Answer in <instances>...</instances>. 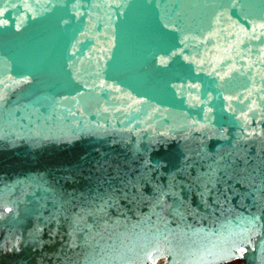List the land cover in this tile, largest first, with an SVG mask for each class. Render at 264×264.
Wrapping results in <instances>:
<instances>
[{
    "label": "water",
    "instance_id": "obj_1",
    "mask_svg": "<svg viewBox=\"0 0 264 264\" xmlns=\"http://www.w3.org/2000/svg\"><path fill=\"white\" fill-rule=\"evenodd\" d=\"M264 264V0H0V264Z\"/></svg>",
    "mask_w": 264,
    "mask_h": 264
},
{
    "label": "flooded vegetation",
    "instance_id": "obj_2",
    "mask_svg": "<svg viewBox=\"0 0 264 264\" xmlns=\"http://www.w3.org/2000/svg\"><path fill=\"white\" fill-rule=\"evenodd\" d=\"M165 263H166V259L163 257L156 258L152 262V264H165ZM217 264H243V260L240 258H234V259L223 261Z\"/></svg>",
    "mask_w": 264,
    "mask_h": 264
}]
</instances>
